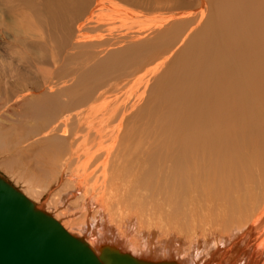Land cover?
Returning a JSON list of instances; mask_svg holds the SVG:
<instances>
[{
    "label": "bare ground",
    "instance_id": "obj_1",
    "mask_svg": "<svg viewBox=\"0 0 264 264\" xmlns=\"http://www.w3.org/2000/svg\"><path fill=\"white\" fill-rule=\"evenodd\" d=\"M0 109V165L96 253L264 264V0H0Z\"/></svg>",
    "mask_w": 264,
    "mask_h": 264
},
{
    "label": "water",
    "instance_id": "obj_2",
    "mask_svg": "<svg viewBox=\"0 0 264 264\" xmlns=\"http://www.w3.org/2000/svg\"><path fill=\"white\" fill-rule=\"evenodd\" d=\"M99 252L0 175V264H175L141 260L110 246Z\"/></svg>",
    "mask_w": 264,
    "mask_h": 264
},
{
    "label": "rangeland",
    "instance_id": "obj_3",
    "mask_svg": "<svg viewBox=\"0 0 264 264\" xmlns=\"http://www.w3.org/2000/svg\"><path fill=\"white\" fill-rule=\"evenodd\" d=\"M3 109H0V111H2ZM8 113H11V111H9ZM15 122V115H13V114H10V115H7L6 116V118H4L3 120H2V123H0L1 125H10V124H12V123H14ZM9 154V156L11 157L12 156V154H10V153H8ZM7 154V155H8ZM8 156V157H9ZM0 159H2V157H0ZM2 162H5V163H7V161H5V160H3ZM16 168V170H19V169H21V171H22V173H24V174H30V172H27V171H24V170H26V168H30L27 164L25 165V166H22V165H19V166H16L15 167ZM31 169V168H30ZM13 171H14V168H11L9 171H7L6 170V168H4L3 166H1L0 165V173L3 175V176H5L6 178H7V180H9L16 188H18L20 191H22L25 195L26 194H28L27 192H26V189L29 191L30 189H28L27 188V183H26V181H23L22 179H20V181H19V179H17V177H16V174L15 173H13ZM29 171V170H28ZM49 181V180H48ZM48 181H46L45 182V179H43V181L42 182H36V181H32V180H30V184L32 185V186H35L34 188L35 189H37V191L39 192V193H43L44 194V192H45V186L48 184ZM58 185V184H57ZM60 185V186H59ZM58 186H55V188H53L52 189V191H51V193L54 191L55 192V189H57V188H61L64 184H63V182L62 183H60ZM26 186V187H25ZM58 189V190H59ZM57 191V190H56ZM51 196H46V200L47 199H49ZM43 210V209H42ZM44 211V210H43ZM63 217H64V215H63ZM62 217V218H63Z\"/></svg>",
    "mask_w": 264,
    "mask_h": 264
}]
</instances>
